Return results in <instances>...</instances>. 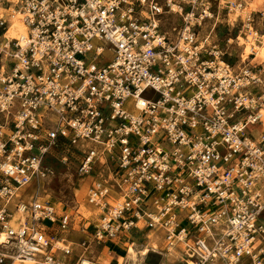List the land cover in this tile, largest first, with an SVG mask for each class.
Listing matches in <instances>:
<instances>
[{"label":"built area","instance_id":"2783aa9c","mask_svg":"<svg viewBox=\"0 0 264 264\" xmlns=\"http://www.w3.org/2000/svg\"><path fill=\"white\" fill-rule=\"evenodd\" d=\"M223 22L255 48L264 0H0V264H127L88 252L149 235L264 264V66L225 60ZM49 157L95 215L32 192Z\"/></svg>","mask_w":264,"mask_h":264},{"label":"rangeland","instance_id":"374dc122","mask_svg":"<svg viewBox=\"0 0 264 264\" xmlns=\"http://www.w3.org/2000/svg\"><path fill=\"white\" fill-rule=\"evenodd\" d=\"M263 1V0H262ZM261 1V3H262ZM260 3V4H261ZM260 4L258 6H260ZM253 9V8H252ZM256 9V8H254ZM244 38L246 35L242 33ZM239 35V29H233L227 25L226 22L221 23L216 33L213 34L210 42L212 44H218L220 47L232 37H237ZM203 36V33L201 37ZM233 50L230 49L231 53L227 54L225 60L231 62L235 65H242L248 63L249 60H253L254 56L251 55L250 58L245 62L244 53L246 51L243 47H238L235 43L233 45ZM107 53L106 55H108ZM252 65L255 66H264V49L263 51L257 55V59L252 62ZM261 129L260 127L258 128ZM47 166L51 169V174L49 178L42 180L41 182L36 183L32 186V192L39 191L40 197L43 201H51L52 203H56L58 205L63 206L65 209L75 211L76 207H81L80 212L86 216L95 215V209L90 207L86 201V194L87 190L91 184L92 179H84L83 176L79 175L76 171L77 163H73L72 166L68 167L62 164L60 161L56 160L53 157H49L47 159ZM95 218V217H94ZM71 238L75 242L80 241V235L78 233H74ZM152 240L150 241L151 244L159 246V251L165 255H157L151 253L149 255L148 263L149 264H157L160 262L161 264H186L182 260H180V256L176 254H167L164 250L163 241L160 238H156L155 236L151 235ZM148 241L147 237H143L141 243L144 245ZM77 248V246H75ZM127 249L120 243V246L115 249V251L120 255L119 260L124 261L127 259L126 253ZM102 248L99 246H93V248L88 252V259H92L95 261L103 260L101 257ZM106 250V254H107ZM79 251L76 255H78ZM116 258V254L113 253ZM113 256L109 255V261L113 260ZM116 264V263H114ZM129 264V263H128ZM211 264H224L221 261H216ZM242 264H253L251 261H244Z\"/></svg>","mask_w":264,"mask_h":264},{"label":"crops","instance_id":"0c3cea01","mask_svg":"<svg viewBox=\"0 0 264 264\" xmlns=\"http://www.w3.org/2000/svg\"><path fill=\"white\" fill-rule=\"evenodd\" d=\"M253 1H258V0H253ZM260 2L262 1V0H259ZM240 42V43H239ZM237 44V46L238 47H240L241 48V46L243 47V48H245L246 49V51H245V53H244V59H245V62L248 60V58H249V54H247V48H248V46L249 45H251V44H249V43H247L246 42V40H245V38H244V36H243V34L241 33V34H239L237 37H232V38H229L223 45L225 46V48L228 50V54H230L231 53V51H230V49L231 50H233L234 48H233V45L234 44ZM143 240V237L142 238H139L138 239V241H137V245L136 246H133L132 244H130L129 246H128V249H127V253H126V258H127V256L128 255H131V247H133L134 248V250H135V252H136V254H137V257L138 256H140V257H142L143 259L142 260H140V261H138V262H141L142 264H149L148 262H147V258L148 259H150L148 256L152 253V251H153V249H156V248H154V247H151L150 245H149V243H150V241L152 240V238H151V235H149L148 236V241L146 242V244H142L141 243V241ZM120 246V243H118V244H110V245H106L105 247H102V252H101V257H103V260L101 259V261H104V260H107L108 258H109V254H106L105 252H106V250H108V251H111V255L113 256L114 254L113 253H115L116 255H118V256H120L116 251H115V249H117L118 247ZM159 250V249H158ZM130 251V252H129ZM145 253V252H147V254L146 255H144L143 253ZM165 255V254H164ZM144 256H146V257H144ZM113 257H115V256H113ZM109 260L110 259H108L107 260V262H109ZM119 262L120 263H122L123 261H120L119 260ZM126 262V260L124 261V263ZM157 264H161L160 262H158Z\"/></svg>","mask_w":264,"mask_h":264},{"label":"bare ground","instance_id":"6f19581e","mask_svg":"<svg viewBox=\"0 0 264 264\" xmlns=\"http://www.w3.org/2000/svg\"><path fill=\"white\" fill-rule=\"evenodd\" d=\"M261 2L258 0L257 2L256 1H253V0H246V5L247 6H250L251 8H257L258 7V5L260 4ZM24 31V26H23V24L21 23V21L19 20V19H17L16 21H15V23H14V26H13V28L11 29V33L13 34V35H16L18 32H23ZM209 43V42H208ZM240 43V42H239ZM242 47V46H241ZM220 49H221V53L222 54H228V50L225 48V46L224 45H222L221 47H220ZM263 49H264V36H263V38H262V43L260 44V45H258V44H256V46H255V48H253L251 45H249L248 46V48H247V54H251V51L253 50V51H255V53H256V55H259L262 51H263ZM149 245L151 246V247H154V248H156V249H159V246H156V245H153V244H151V243H149ZM131 255H128L127 256V259H126V263L128 264H142L141 262H138V261H140V260H142L143 258L142 257H140V256H138L137 257V254H136V252H135V250H134V248L133 247H131ZM130 252V251H129ZM143 253V252H142ZM144 255H146L147 254V252H145V253H143ZM178 256V255H177ZM144 257H146V256H144ZM85 262L87 263V262H89L88 260H85ZM16 264H22V263H16Z\"/></svg>","mask_w":264,"mask_h":264}]
</instances>
